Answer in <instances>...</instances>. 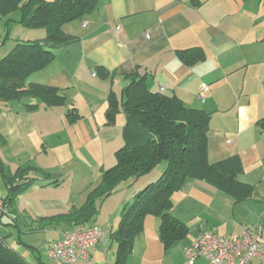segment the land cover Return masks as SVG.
<instances>
[{
	"label": "crops",
	"instance_id": "0c3cea01",
	"mask_svg": "<svg viewBox=\"0 0 264 264\" xmlns=\"http://www.w3.org/2000/svg\"><path fill=\"white\" fill-rule=\"evenodd\" d=\"M6 29L2 19L0 36ZM63 32L72 41L53 48L54 60L29 82L58 89L66 104L50 107L33 98L15 107L0 104V167L14 173L31 166L28 177L34 180L1 214L6 244L30 264H43L40 248L48 257L72 229L47 218L81 207L103 170L116 164L126 117L121 112L114 124L107 123L108 98L111 92L120 98L133 77H144L152 92L210 114L209 162L237 158L236 179L250 192L240 200L206 180L188 179L173 194L172 209L188 226L186 238L166 251L161 220L148 215L127 264H187L182 248L204 230L225 236L258 224L264 241V0H97L90 13L65 23ZM190 48H200L204 59L186 64L178 52ZM203 84L209 89L202 90ZM71 109L79 114L75 122L69 120ZM154 176L121 183L99 202L94 224L109 236L91 250L93 264L115 263L112 233L122 210ZM14 230L31 235L30 241ZM252 263L264 264L257 258ZM194 264L212 263L201 257Z\"/></svg>",
	"mask_w": 264,
	"mask_h": 264
},
{
	"label": "trees",
	"instance_id": "16d2710c",
	"mask_svg": "<svg viewBox=\"0 0 264 264\" xmlns=\"http://www.w3.org/2000/svg\"><path fill=\"white\" fill-rule=\"evenodd\" d=\"M96 4L97 0H0V21L6 18L8 29L15 22L27 28H44L47 32L42 40L18 41L0 58V104L15 107V103L25 98L39 99L50 107L66 104L58 89L31 83L29 79L54 60L53 48L72 41L63 32V25L90 13ZM16 12L20 14L18 19L12 17ZM178 54L189 65L204 59L200 48L181 50ZM108 101L109 125L116 122L121 112L126 117L125 145L116 152L117 162L103 170L99 184L90 191L81 207L47 218L48 224L64 222L72 228L94 225L99 202L119 184L145 177L166 162L160 177L144 186L124 206L118 229L112 233L118 242L114 264H127L134 239L143 231L148 215L160 218L159 237L166 251L186 238L188 226L172 213V209L173 194L188 179L206 180L240 200L248 196L250 191L243 190L246 185L236 179L241 168L237 158L214 164L208 160L210 114L186 106L174 95L152 92L144 77H133L120 98L111 92ZM68 116L75 122L79 114L71 109ZM30 169L31 166H20L11 175L2 169L3 178L10 186V193L4 198L6 205L14 199L15 193L34 181L28 177ZM17 181L27 182L17 185ZM5 241L6 236L0 232V264H30Z\"/></svg>",
	"mask_w": 264,
	"mask_h": 264
},
{
	"label": "built area",
	"instance_id": "2783aa9c",
	"mask_svg": "<svg viewBox=\"0 0 264 264\" xmlns=\"http://www.w3.org/2000/svg\"><path fill=\"white\" fill-rule=\"evenodd\" d=\"M208 89V85H202V90ZM5 209V200L0 195V215ZM108 236L109 231L98 225H78L63 232L49 249L48 257L56 264H70L77 260L93 264L91 250L104 244ZM182 251L187 264H194L201 257L212 264H253L254 258L264 262V241L258 224L246 226L242 233L225 236L211 230L201 231L193 243L183 246Z\"/></svg>",
	"mask_w": 264,
	"mask_h": 264
},
{
	"label": "rangeland",
	"instance_id": "374dc122",
	"mask_svg": "<svg viewBox=\"0 0 264 264\" xmlns=\"http://www.w3.org/2000/svg\"><path fill=\"white\" fill-rule=\"evenodd\" d=\"M12 17H15L16 19L20 18V14L18 12L13 13ZM6 18L3 19L4 24H5V28L6 26ZM2 21V20H1ZM8 34V36H7ZM45 34L47 35L46 29L44 28H37V29H32V28H27L24 27L22 24L20 23H15L13 22L10 26L9 29L7 28L6 31H4V33L2 32V35L0 36V39L4 42L3 45L0 47V58L3 57V54L5 52H7L10 48H12L13 46L16 45V39H18V41L22 40H28L29 37H38L39 35H43L45 36ZM35 39V38H33ZM17 41V42H18ZM29 41V40H28ZM35 41V40H32ZM166 164V162L161 163V165H159L154 171L153 173L156 175L154 177H152L153 179H151V181H156L160 175L163 173L164 169L163 166ZM2 169L4 170L5 174L11 175L13 173L10 172V170L8 169V167H0V193L3 195H5L6 197L9 195L10 193V186L6 184L4 178L2 177ZM156 172H158V174H156ZM19 194V191L17 193L14 194V197ZM13 200H11L10 202H13ZM15 232V236H20L22 237V239L26 242L30 241L31 239V235H25V234H20V232L18 230H14ZM41 260L43 264H54L53 262H50L48 260L47 257V253L45 254V246L43 245L41 248ZM36 264V263H35Z\"/></svg>",
	"mask_w": 264,
	"mask_h": 264
}]
</instances>
